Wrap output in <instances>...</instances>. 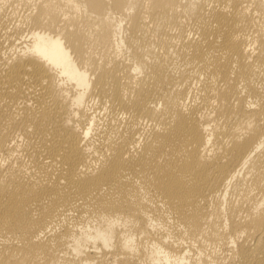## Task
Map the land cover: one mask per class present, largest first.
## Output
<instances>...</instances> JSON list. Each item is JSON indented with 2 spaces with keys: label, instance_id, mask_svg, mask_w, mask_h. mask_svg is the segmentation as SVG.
I'll use <instances>...</instances> for the list:
<instances>
[{
  "label": "bare ground",
  "instance_id": "6f19581e",
  "mask_svg": "<svg viewBox=\"0 0 264 264\" xmlns=\"http://www.w3.org/2000/svg\"><path fill=\"white\" fill-rule=\"evenodd\" d=\"M0 264H264V0H0Z\"/></svg>",
  "mask_w": 264,
  "mask_h": 264
}]
</instances>
